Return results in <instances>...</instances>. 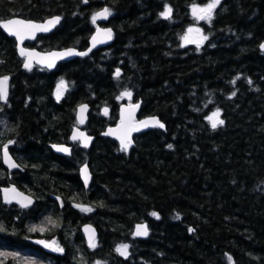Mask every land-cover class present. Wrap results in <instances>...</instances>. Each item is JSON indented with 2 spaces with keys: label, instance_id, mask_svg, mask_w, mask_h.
Here are the masks:
<instances>
[{
  "label": "trees",
  "instance_id": "obj_1",
  "mask_svg": "<svg viewBox=\"0 0 264 264\" xmlns=\"http://www.w3.org/2000/svg\"><path fill=\"white\" fill-rule=\"evenodd\" d=\"M208 3L0 0V21L62 18L55 31L26 43L41 51L86 49L93 17L104 7L110 15L98 25L114 31L108 47L48 72L24 70L15 40L0 29V78L8 77L12 102L0 112V141L9 138L21 150L37 199L57 195L64 202L60 209L50 199L36 217L50 225L49 238L64 251L5 250L10 260L264 264V0H220L210 22L192 10ZM166 7L168 19L161 15ZM191 26L207 39L184 42ZM59 82L65 88L56 98ZM128 100L141 102L139 118L157 116L166 128L136 134L126 152L101 133L116 124ZM81 103L90 106L85 129L94 141L89 150L74 148L71 157L57 155L50 144L67 141ZM104 106L107 116L100 114ZM217 112L224 123L213 129L209 116ZM85 162L92 173L87 190L77 173ZM87 222L98 231L93 249L79 230ZM140 222L149 226L146 239L132 235ZM123 245L126 256L117 251Z\"/></svg>",
  "mask_w": 264,
  "mask_h": 264
},
{
  "label": "water",
  "instance_id": "obj_2",
  "mask_svg": "<svg viewBox=\"0 0 264 264\" xmlns=\"http://www.w3.org/2000/svg\"><path fill=\"white\" fill-rule=\"evenodd\" d=\"M105 8H107V7H104L103 9L98 11L97 13L102 12ZM57 17H59V21L57 23H55L54 25H49L47 31H42V30H38V29L26 30L23 33V36H24L23 40L17 39L16 36L10 35L7 30L0 27V29L2 30V32L6 36L13 38L15 40L16 51H17L18 56L21 59H23V68L24 69H28L25 67V63L30 60L31 61V68L34 65H38L42 68H46V69L52 71L62 61H70V60H73L77 57L88 56L93 51H95L99 48L108 47L113 42V35H114L113 29L111 27L97 26V28L95 29V31L93 32V34L90 36V38L88 40L87 48L84 50H79L78 48L71 46V47H65V48L51 49L48 51H40V50L35 49V48L25 47V43L35 41L39 35H48V34L52 33L53 31H55V29L60 25V23L62 21V18L60 16H52V17L46 18L42 21L27 20V19L20 18V17H11V18L0 21V23H5L10 19H16V20H23L25 22H30L32 24L47 25V22L49 20H54ZM108 18H109V15L106 18L98 17L95 20V22L96 23L105 22L108 20ZM109 30L111 32V38L110 39L106 35V33ZM262 44H264V43H262ZM21 49H23L26 54H36V55H32L31 57L29 55H22ZM260 49H261V46H260ZM262 51H264V50H262ZM53 53L64 54V55L53 56V55H51ZM68 53H73V54H68ZM77 53H87V55H79ZM50 64L52 65L51 67H49ZM0 79H2V78H0ZM140 108H141V102L130 103V104H128V103L120 104V106L118 108V123L116 125L107 126L105 128V130L101 133V136H104V137H107V138H110V139L117 141L120 148L122 149V145H121L122 139H124L125 142L130 140L131 141L130 145H132L134 143L133 136L135 134H138L140 132H145V131L153 129V128H159L161 130H165V128H166L165 124L163 122H161V120L157 116H146V117L139 118L138 114H139ZM105 110H107V111H105ZM89 111H90V106L87 103H81L76 107L75 117H76L77 126H75L70 133V141L71 142L80 141L81 146L87 150L91 147V145L94 141V136L88 134L87 131L83 129V127L86 125V123L89 119ZM108 112H109L108 106L102 107L101 113L103 115H107ZM142 121H148L150 123L147 126H144L143 124H141ZM152 121H159V123L163 124L164 127L161 128L159 126H156V125L151 123ZM135 128H138L139 130H133ZM130 145L128 146L127 150H129ZM52 149L54 150L55 153L61 154V155H67L70 153V148L64 144H53ZM58 149H66V151H62V150H58ZM7 152H8V150H7ZM8 157L10 158L11 163L15 165V161L13 160V158L9 154V152H8ZM2 159H3L4 164L6 166L10 167L9 162L6 161V158L4 156V150L2 152ZM10 168H13V167H10ZM80 177H81V181H82L84 187L87 189L90 182H91V172H90V168H89L87 163H85L84 165H82L80 167ZM9 192L12 194L11 190H9ZM12 197H13L14 201H16L19 204H27L28 205V204H31L34 200L33 198L28 197L27 195H24V194H12ZM29 201H30V203H29ZM76 207L82 208V209H87V206L82 205V204H76ZM138 227L146 228L147 235H137ZM81 230H82L83 235L85 237L87 246L89 248H92L89 246V242H90V238L95 241L96 238L98 237V231H97L96 227L91 223H85L81 227ZM132 234H133V237L136 239H146L149 236L148 224L146 222L137 223L133 227ZM36 243L41 244L45 248V250H47L49 252L52 251L54 248V246L52 244H48V243L43 242V241H39V243L37 241ZM45 245H47V246H45Z\"/></svg>",
  "mask_w": 264,
  "mask_h": 264
},
{
  "label": "flooded vegetation",
  "instance_id": "obj_3",
  "mask_svg": "<svg viewBox=\"0 0 264 264\" xmlns=\"http://www.w3.org/2000/svg\"><path fill=\"white\" fill-rule=\"evenodd\" d=\"M21 60L23 66V59ZM33 68H31L30 70H32ZM24 70L30 71L29 69H24ZM10 95L11 92L8 82L7 99L6 101L0 100L1 113L7 111V107L9 108L10 104H12V102L9 99ZM75 115H76V111L74 117ZM3 124H4L3 126H6L5 121L3 122ZM75 126H77L76 117H75ZM75 126H73L72 129ZM85 126L83 128H85ZM70 133L66 142L59 143L68 146L70 148V153L67 155L57 154L52 149L53 144H50V148L55 154L64 157H71L74 148L87 150L81 146L80 141L71 142ZM14 145L15 142L9 138H7V140L0 141V226H3V230L0 231V251L19 250L22 252H29L31 254L37 252L38 250L45 252L46 251L45 248L41 244L36 243L37 241H43L48 244L54 245L53 251L50 252L51 254H56V255L60 254L62 251H64V248L59 246V244H56L57 242L55 237L49 238L50 236L49 233L51 232L50 225L48 223L47 224L45 223L44 225L39 224L41 223V221H36V217L38 213H41V211L44 208L49 207L50 199H54L59 204L60 209L64 206L63 199L57 195H49L47 198L37 199V196L35 194L36 191L34 187V179L32 177V174L30 173V169L26 167L23 162L20 161L22 160L20 158L21 156L19 152L21 150L16 148V146ZM5 146H7V150L9 154L12 156L13 160L15 161L16 166L13 168L6 166L3 162L2 152ZM85 163L80 164L77 169V173L80 181H81L80 167ZM91 180H92V173H91ZM13 189L15 191H12ZM87 189L85 188V190ZM9 190L12 191V194H24L27 195L28 197L33 198L34 200L31 204H28L27 207H24L22 206L23 204H19L16 201H14L12 194L9 192ZM76 204L78 203L71 202L70 206L79 209L78 207H76ZM79 210L86 211L84 209H79ZM83 224L84 223L80 225V229H79L82 235L83 232L81 230V227L83 226ZM15 236H17V238L13 239V237ZM56 249H62V251ZM9 261L11 264H19L18 261H13L10 259H7L5 262L2 263L0 262V264H8Z\"/></svg>",
  "mask_w": 264,
  "mask_h": 264
},
{
  "label": "snow or ice",
  "instance_id": "obj_4",
  "mask_svg": "<svg viewBox=\"0 0 264 264\" xmlns=\"http://www.w3.org/2000/svg\"><path fill=\"white\" fill-rule=\"evenodd\" d=\"M85 2H87V0H85ZM220 3V0H211V3H208L205 7L202 8H193V13L197 14L199 13V15L197 16L198 19L201 20H208L209 22L212 19V15H213V11L214 9L217 7V5ZM171 12L172 9L166 7L165 11L161 14L165 19L170 18L171 16ZM108 15H110V12L107 8H105L102 12L97 13L94 17H93V22H95V20L98 17H104L106 18ZM59 21V17L55 18L54 20H49L47 22V25H38V24H32L30 22H25L23 20H16V19H10L5 23H0V27L4 28L5 30H7L9 32L10 35H14L17 37V39L19 40H23L24 36L23 33L26 30L29 29H38V30H42V31H47L48 30V26L49 25H54L55 23H57ZM194 31L193 29H189V32ZM195 31H199L198 29ZM107 37L110 39L111 38V32L110 30L106 33ZM185 39L187 40L188 38L185 37ZM202 39H207V37H202ZM261 49L264 50V44L261 45ZM21 54L22 55H29L30 57L32 55H36V54H26L24 52L23 49H21ZM68 54H73V53H68ZM79 55H87V53H77ZM53 56L56 55H64V54H57V53H53L51 54ZM52 65L50 64L49 67H51ZM25 67L28 68L29 70L31 69V61H27L25 63ZM117 75H119V73H117ZM61 87H63V82H61ZM59 93H60V88H58V98H59ZM124 95H128L130 96V93H124ZM8 96V77H3L2 79H0V100L6 101ZM107 111V110H105ZM214 117H216V119H213V117H209V120L211 122V126L213 129H216L218 125H222L224 122L223 120H220L219 117V113H214L213 114ZM150 122L148 121H142L141 124H143L144 126H147ZM152 124L159 126V127H164L163 124H160L159 121H152ZM133 130H139L138 128H135ZM131 141L128 140L127 142H125L124 139L121 140V145H122V149L123 150H127L128 146L130 145ZM58 150H62V151H66V149H58ZM4 156L6 158V161L9 162V166L10 167H15L14 164L11 163L10 158L8 157V152H7V146H5L4 148ZM12 191H15L14 189ZM30 203V201H29ZM22 206L27 207V204H23ZM153 215H156L155 213H153ZM3 230V226H0V231ZM137 235H147V230L146 228L143 227H138L137 230ZM39 243V241H38ZM47 246V245H45ZM89 246L90 247H95V242L93 239L90 238V242H89ZM127 245H123L121 246V248H118L117 251L123 255L126 256L127 255ZM59 251H62V249H56Z\"/></svg>",
  "mask_w": 264,
  "mask_h": 264
},
{
  "label": "rangeland",
  "instance_id": "obj_5",
  "mask_svg": "<svg viewBox=\"0 0 264 264\" xmlns=\"http://www.w3.org/2000/svg\"><path fill=\"white\" fill-rule=\"evenodd\" d=\"M205 6H206V5H205ZM205 6H202V7H205ZM202 7H194V8H202ZM192 10H193V9H192ZM194 15L198 16L199 13L194 14ZM189 29H193L194 31L189 32ZM196 29H198L199 31H195ZM185 37H187L188 39H187V40L184 39V42H194V43H199V42L202 41V37H204V36H203V34H202V31H201L198 27L191 26V27L188 28ZM58 88H60V93H59V98H60V97L63 95V93H64L63 91H64V88H65V87H64V85H63V87H61V82L58 83V85H57V87H56V89H55V97H56V98H58ZM125 98L129 99L130 96L125 95ZM128 101H129V100H128ZM213 114H214V113H213ZM213 114H211L209 117H213V119H216V117H214ZM42 227H43V226H42ZM56 244H57V243H56ZM95 245H96V242H95ZM7 259H10L9 255L6 254V252L4 253V251H0V262H1V263H2V262H5ZM18 262H20V264H27V263H25L24 261H23V262L18 261ZM28 263H29V262H28ZM30 264H32V263H30ZM48 264H50V263H48Z\"/></svg>",
  "mask_w": 264,
  "mask_h": 264
}]
</instances>
